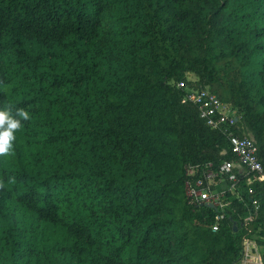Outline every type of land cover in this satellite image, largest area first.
I'll return each mask as SVG.
<instances>
[{"label": "trees", "instance_id": "obj_1", "mask_svg": "<svg viewBox=\"0 0 264 264\" xmlns=\"http://www.w3.org/2000/svg\"><path fill=\"white\" fill-rule=\"evenodd\" d=\"M187 73L264 166V0H0V108L29 112L0 154V264L239 262L264 177L223 209L188 194L233 155Z\"/></svg>", "mask_w": 264, "mask_h": 264}, {"label": "built area", "instance_id": "obj_2", "mask_svg": "<svg viewBox=\"0 0 264 264\" xmlns=\"http://www.w3.org/2000/svg\"><path fill=\"white\" fill-rule=\"evenodd\" d=\"M188 79H182L177 82V87L185 90L184 99L190 101L197 108L198 116L210 127L217 129L228 140L230 152L233 155L232 159L223 160L217 169H212L210 163L206 166L208 169L203 173L206 179L204 190H196L189 188V195H200L203 191L206 193L204 199L210 205H215L223 209L225 203L222 202L220 194L213 193L211 184L215 178L220 176L226 179L231 187L237 186L240 177H243V182H250L253 179H261L264 177V166L258 157V147L255 139L247 134H238L239 129L238 117L235 115L233 108L223 102L209 87H194L188 86ZM210 167V168H209ZM197 167L187 166L188 174L194 173ZM201 184V180H198ZM249 194L253 193L252 187L247 189ZM251 209L244 217V221L251 222L257 215L259 208L258 199L251 198ZM222 213L216 215V219H221ZM213 230L218 229L215 223L212 225ZM245 242V241H244Z\"/></svg>", "mask_w": 264, "mask_h": 264}, {"label": "crops", "instance_id": "obj_3", "mask_svg": "<svg viewBox=\"0 0 264 264\" xmlns=\"http://www.w3.org/2000/svg\"><path fill=\"white\" fill-rule=\"evenodd\" d=\"M212 186L213 193L223 194L226 190H233V197L230 196L232 198H236L240 194L234 188L231 190L230 184L224 179H218ZM204 194L206 195V193ZM237 264H264V229L260 226L245 239L243 255Z\"/></svg>", "mask_w": 264, "mask_h": 264}, {"label": "clouds", "instance_id": "obj_4", "mask_svg": "<svg viewBox=\"0 0 264 264\" xmlns=\"http://www.w3.org/2000/svg\"><path fill=\"white\" fill-rule=\"evenodd\" d=\"M29 119V112L17 109L0 108V154L9 153L13 149L16 130L21 128V121Z\"/></svg>", "mask_w": 264, "mask_h": 264}, {"label": "rangeland", "instance_id": "obj_5", "mask_svg": "<svg viewBox=\"0 0 264 264\" xmlns=\"http://www.w3.org/2000/svg\"><path fill=\"white\" fill-rule=\"evenodd\" d=\"M186 77H187V79H188V86H194L192 83H193V81H195L196 79H197V76L196 75H194V74H192V73H187L186 74ZM195 87V86H194ZM248 135L249 136H252V134L251 133H248ZM216 181V180H215ZM225 181L228 183V184H230L226 179H225ZM246 186L247 184H248V182H243V183H239L237 186L235 185V187L234 188H236V190L239 192V190L240 191H244V186ZM211 185H214V182L211 184ZM212 189H213V186H212ZM205 192L203 191V194H202V197H204V194ZM233 197V196H232ZM228 198V202H230L232 199H234V198Z\"/></svg>", "mask_w": 264, "mask_h": 264}]
</instances>
